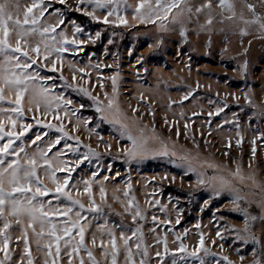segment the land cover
Masks as SVG:
<instances>
[{"label":"rangeland","instance_id":"374dc122","mask_svg":"<svg viewBox=\"0 0 264 264\" xmlns=\"http://www.w3.org/2000/svg\"><path fill=\"white\" fill-rule=\"evenodd\" d=\"M18 2L21 5V20L24 19V7L32 4H36V7L28 19L31 21L33 15L38 17L36 25H25L26 28L35 27L37 31L21 38V47L27 48L29 56L36 60L35 63L28 61L30 68L25 71L38 72L41 77H47L40 83L49 87L50 95L62 96L71 103L65 109L61 102L58 113L47 109L43 100L40 107L36 108L35 103L29 102V90L22 100V122L31 127L24 131L21 117L14 111L17 107L16 96L14 92L6 90L4 94L10 98L0 100V109H3L0 111V120L4 122L0 145L8 143L9 132L19 136L12 137L7 154L0 156L5 162L11 161L16 159L12 155L13 150H16L17 156L23 161L26 159L25 152L38 155V149H44L56 167V179L63 184L67 177L65 189L86 206L80 209L76 205L67 216L51 218L57 224V233L62 239L59 256L55 254L56 245L53 243L52 256L47 259H56L58 264H69V245L64 243L69 236H64L62 229L69 216L76 220V213L80 212L83 218L79 223L86 225L84 241L92 249L99 264H111L110 254L106 259L104 248L100 245L103 239L107 247L111 248L107 244V228H112L117 237L120 248L117 264H126L120 239L122 231L130 237L129 243L133 245L135 258L139 261L141 257L136 254L134 247L139 233L133 236L131 232L137 224L143 232L142 243L148 246L149 264H201V260L203 264H227L223 256L235 264H250L259 256L264 264V220H257L252 226V232L259 237V244L236 239L237 235H244L238 232L245 225L244 213L239 209L247 208L255 216L264 214L255 203L264 196V32L259 30L258 24H246L239 18L242 11L245 19H250L252 15L242 7V0H234L235 17L227 9H221L218 0H212L213 19L210 24L206 23L208 17L205 11H185L183 16L173 19L177 15V8L167 12L163 10V6L170 5L172 0H160L159 4L157 0H144L139 12L137 5L140 0H118L119 16L108 15L107 9H96L97 16L107 15L108 21L124 17L126 24L93 19L87 14L92 11V6L81 0ZM189 3L195 8L205 3V0H178V8H186ZM248 3L255 4L256 11L264 14V6L259 0H248ZM141 16L144 18L141 19ZM77 25L82 31L75 33V38L85 43L79 46L72 45L70 41L64 43L60 34L63 32L72 37ZM9 27H13L11 22ZM48 27L52 31L41 35L39 29ZM242 28L246 29L243 33ZM97 32L99 36H96ZM24 40L28 43L24 44ZM9 42H16L13 33L9 34ZM37 43L40 44L39 55L33 51ZM45 43L68 49L62 53L63 60L56 62V68L44 66L51 65L56 55L55 52L51 57L43 55ZM15 55L22 62L27 60L22 53L16 52ZM3 60L4 56L0 53V62ZM69 62L75 68L69 67ZM80 68L85 71H78ZM74 71L76 79L72 78ZM61 72L67 82L87 88L105 103L108 97L104 93L112 95V78L115 75L116 99L121 109L129 117L138 116L143 124L149 125V131L154 125L169 149H175L178 154H199L200 159L226 164L233 171L240 165L242 174L245 177L254 175L260 187L253 185L249 179L241 182L233 178L241 189V195L248 197L247 201L237 202L228 191H222L219 196L213 195L211 187L199 183L196 172L188 171L181 163H173L174 160L179 161V155L149 154L130 159L125 151V148L131 147L127 136H122L116 127L100 117L91 97L84 95L78 88L66 87ZM8 117L17 121L15 127ZM38 120L43 123H37ZM61 125L67 136L61 132ZM177 130L179 136L176 135ZM74 136H78L79 141L73 139ZM57 137H60L58 143ZM237 140L241 141L239 145ZM49 144L51 146L47 147ZM85 145L99 155L89 154V148ZM21 146L23 151L19 150ZM37 174L48 188L57 187L51 173L46 174L42 162ZM208 174H211V170H208ZM86 182L91 183L92 198L103 209L102 214L87 207L91 199L83 191ZM35 187L37 185L33 183L32 188ZM101 187L105 189L103 199ZM13 195L21 197L23 194ZM115 197H119V200ZM129 199H133V205L140 206L143 220L138 218L133 222L131 214L125 212L124 206ZM36 200L43 202L45 211L62 212L70 203L66 196H57L54 191L45 195L37 194ZM153 216L158 219L154 221ZM2 223L3 218L0 217V226ZM98 225L105 227L101 229ZM7 232L11 253V260L7 264H27L22 226L14 223ZM201 233L204 245L211 252L204 254L201 249L195 255H190L199 247ZM93 235L96 237L95 245L92 244ZM18 236L21 239L17 240ZM70 236L78 240V228H74ZM164 238L167 240L166 254ZM53 239L47 235L42 237L38 249L36 237L29 229L28 243L34 264H44L45 245ZM181 242L186 245V249L174 251L180 249ZM253 248L256 249L255 254ZM157 252L163 254L162 257L156 256ZM217 253L222 255H214ZM3 256V251H0V258ZM80 256L84 257V264H91L84 249L73 256L75 264H80Z\"/></svg>","mask_w":264,"mask_h":264},{"label":"snow or ice","instance_id":"6c2138e0","mask_svg":"<svg viewBox=\"0 0 264 264\" xmlns=\"http://www.w3.org/2000/svg\"><path fill=\"white\" fill-rule=\"evenodd\" d=\"M83 3H87L92 6V11H89L87 14L93 19L100 20L103 19L105 22L109 23H127V20L124 17H120L116 21H108L107 15L100 17L96 15V9H107L108 15L116 14L119 16L118 9V0H81ZM261 6H264V0H259ZM160 3V0H157V4ZM144 6V0H140V4L137 5V12ZM218 6L221 9H227L232 17L236 16V5L234 0H218ZM36 7V4H32L30 6H25L23 10L24 19H20V11L21 5L18 0H0V53L3 54L4 60L0 62V100L9 99L10 97L5 96V91H12L16 96L15 103L17 105L15 114L18 117H21V125L24 131H27L31 125L23 124V97L26 92L31 91V95L29 98L30 103H35L36 108L40 107L41 100L44 101L45 107L49 110H54L59 112L61 102H63V107L68 109V105L71 103L70 100H65L62 96H56L55 94L50 95L49 87H45L43 83H40L42 80L48 79L47 77H41L38 72L25 71L30 68L31 63H35V57L29 56L28 49L25 47H21V38L27 36L29 34L37 31L35 27L26 28V24L36 25L38 17L33 15L31 21H29L28 16L32 13V9ZM242 7L248 9L251 12V18L245 19L243 11L240 14V19L244 20L246 24H258L259 30L264 32V14L256 11V5L252 3H248V0H242ZM171 8H177V15L173 17V19H178L183 16L185 11L187 13H192L193 11L199 13L201 11H205L207 13V21L206 23H211L213 16V4L212 0H205V3H202L194 8L192 4H187L186 8H178V0H172L170 5H164L163 10L165 12L169 11ZM83 11V9H80ZM57 13H59V9H57ZM43 13L41 12V15ZM149 14H151V6H149ZM141 19L144 17L141 16ZM13 25V27H9V23ZM62 22V21H61ZM203 27V25L201 26ZM52 31L51 27L41 28L39 32L43 35L45 32ZM82 29L77 25L74 28V35L72 37H68L65 33H61L60 35L63 37V42L68 43L71 42L72 45L79 46L80 44H84V41L77 40L75 38V33L81 32ZM246 29H241V32H245ZM13 33L15 35L16 42L12 44L9 42V34ZM100 33L97 32L96 36H99ZM91 38V37H90ZM54 39V38H53ZM27 40H24V44H27ZM45 51L44 56L51 57L52 53L55 52V57L52 59L51 65H44L45 67L56 68V62L62 61L63 56L62 53L67 51L66 48H56L52 45L45 43L44 45ZM79 50V47H77ZM37 53L40 54V44L37 43L33 49ZM12 54H9V53ZM16 52L22 53L26 61L22 62L15 55ZM63 67V64H61ZM69 67L75 68V65L69 62ZM60 71L59 68L56 69ZM80 72H84L85 69L80 68L77 69ZM73 79H76L75 71L73 72ZM61 79L65 80V86L68 88H78L84 95L91 97L94 101L93 106L96 107L97 112H99L100 117L104 120H107L111 123L117 130L120 132L122 136H127L129 141L131 142V147L125 148L128 157H143L145 155H164L168 156H177L179 155V161L174 160L173 163H181L184 167L188 169L190 172H196L198 176V180L200 184L207 185L212 188L213 195L219 196L222 191H228L232 193L234 197V201L248 200V197L241 195V189L234 183L233 178H238L239 181L243 182L245 179H249L252 181L253 185L256 187H260V183L256 181L254 175H249L245 177L242 174L240 165H237L235 170L228 168L227 165H221L220 163H216L214 161L208 159H200L199 154L196 156L191 155L190 153H177L175 149H169L167 142L156 132L155 126L152 125L149 131V125L143 124V122L139 119L138 116L129 117L123 109H121L118 100L116 99V78L115 75L112 78L113 90L112 95L109 96L107 92L104 93L106 97H108L107 102L100 100L98 96H93L91 92L87 88H84L80 85H73L67 82L66 78L63 76L61 72ZM102 86V84H101ZM54 87V85H53ZM191 93H189L190 95ZM143 99V97H141ZM250 99V98H249ZM83 107V105H81ZM131 107V106H130ZM3 111V109H0ZM71 111L70 109L68 110ZM133 112H136L135 108H132ZM219 111V109H218ZM68 112L65 113L67 115ZM10 123L13 127L16 126L17 121L13 120L11 117H8ZM88 119H92V117H88ZM37 123H43V121H37ZM143 124V126H141ZM50 127H57V125H50ZM4 128L3 120H0V135H3L2 132ZM61 132L63 135L67 136L68 133L63 130V126H60ZM135 131V134H134ZM9 139L8 143L0 145V154H7L9 145L12 143L13 136H19L17 133H7ZM176 135L179 136V130H177ZM73 139L79 141L78 136H74ZM60 137L56 138V142L58 143ZM240 140H237L236 143L239 145ZM155 145H159V147H155ZM49 144L47 147H50ZM85 147L89 148V154L99 155L98 152H95L94 149H91L90 146L85 145ZM23 151V146L19 149ZM255 154V145H253V155ZM13 156H16V159L5 162L3 156H0V217L3 218L2 226H0V251H3L4 256L0 258V264H7L8 261L11 260V253L8 247L10 236L8 235L7 230L11 227L12 224H17L22 226L23 231V241L25 244V253H27L28 260L27 264H34V260L32 257L31 248L28 243V231L31 229L32 233L36 237V245L39 249L41 247V238L48 237L54 238L51 242L46 243V258L44 264H58L56 259H52L49 261L47 257L52 256V245L55 243V254L58 257L60 254V241L62 236L57 233V224L52 222L53 216L58 215H68L72 208L76 205L79 206L80 209H84L85 204L78 198H74L69 191H67L64 185L68 184V178L65 177L63 184L55 177L56 167L52 164V162L48 159L45 154L44 149H38L37 153H33L29 155L25 152L26 159L21 161V159L17 156V151L13 150ZM59 155V154H57ZM40 162H42L46 167V174L51 173L52 180L56 183L57 187L55 189L48 188L47 185L43 184L40 176L37 174V168L40 166ZM61 163H67L66 161H61ZM197 166H200L199 168ZM208 170H211V174H208ZM35 183L37 187L32 188V184ZM55 192L57 196L63 195L66 196L70 203L63 208V211H45V206L43 202H39L36 200L37 194L45 195L48 192ZM85 193L89 195L91 199L90 205L87 207L89 210L95 209L98 213H103V209L96 204L95 199H93V193L91 188V183L86 182V186L83 189ZM14 193L23 194L21 197L14 196ZM30 193V195H28ZM101 198L103 199L105 196V189L101 187L100 189ZM115 195V194H114ZM127 195V193H126ZM119 200V197H115ZM159 203V201H157ZM207 203V201L205 202ZM261 209L262 213H264V196L260 200L255 201ZM111 207V206H109ZM125 212L131 214V218L133 222L139 220H143L144 216L142 210L138 204L133 205V199H129L124 206ZM244 213L245 225L242 229H239L238 232H243L244 235H237L236 239L241 240L242 242H248L249 240L253 244H259V237L252 232L253 223L257 220H264V214L260 216L252 215L248 212L247 208L239 209ZM77 219L73 220L69 216L68 220L65 221V226L62 229L64 236H69L68 240H65L64 243L69 245L68 248V259L69 264H75L73 260V256L79 254L81 249H84L88 259L91 261V264H99V261L93 255L92 249L88 246V244L84 241V235L86 231V225H82L79 223V220L83 217L80 212L76 213ZM152 219L155 221L158 218L153 216ZM107 223V221L105 222ZM37 225L39 226V231H37ZM98 228L104 229V225H98ZM74 228H78L79 230V239L75 240L70 236V233ZM132 235L137 237V242L135 243V252L141 258L139 261L136 260L133 245H130L129 240L130 237L126 235L123 231L120 233V239L123 242V249L125 252V262L126 264H149L147 260L148 256V246L143 244V232L139 224L136 225L134 229L131 230ZM107 234L109 236V240L107 241L108 245H111L109 249L102 239L100 241V245L104 248V255L107 259L109 254L111 258V264H117V255L120 251V248L117 244V237L112 228H107ZM220 233L217 232V236ZM17 240L21 239V237H16ZM179 240V236H177ZM215 243V241H213ZM92 244H96V237L93 235ZM165 244V254L167 253V240L164 238ZM223 247V245H221ZM181 249H186V245L181 242L180 249H176L174 251H179ZM203 250L204 254H209L211 250L204 245L203 233H201V239L199 242V247L195 249L190 255H195L196 253ZM256 253V249L253 248V254ZM163 254L160 252L156 253V256L162 257ZM214 255H222L220 253ZM24 257L21 256V261H23ZM243 259V257H241ZM80 264H84V257H79ZM223 260L227 262V264H235L234 261L229 260L227 256H223ZM20 264V262H18ZM175 264V262H173ZM201 264H203V260H201ZM250 264H262V261L259 256H256Z\"/></svg>","mask_w":264,"mask_h":264},{"label":"trees","instance_id":"16d2710c","mask_svg":"<svg viewBox=\"0 0 264 264\" xmlns=\"http://www.w3.org/2000/svg\"><path fill=\"white\" fill-rule=\"evenodd\" d=\"M78 18H80V16H77ZM82 21V20H81ZM87 21V20H86ZM82 22H84L83 24H85L86 25V22L85 21H82Z\"/></svg>","mask_w":264,"mask_h":264}]
</instances>
